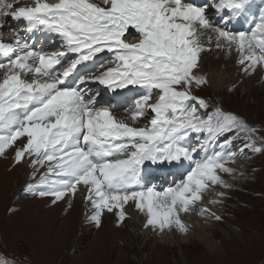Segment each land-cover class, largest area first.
<instances>
[{
    "label": "snow or ice",
    "instance_id": "1",
    "mask_svg": "<svg viewBox=\"0 0 264 264\" xmlns=\"http://www.w3.org/2000/svg\"><path fill=\"white\" fill-rule=\"evenodd\" d=\"M252 8L253 0H0V155L25 138L14 164L32 180L44 169L28 193L53 206L83 194L97 229L113 212L122 226L129 204L158 236L187 235L181 213L222 223L197 204L215 195L209 204L221 205L216 187H232L221 174L236 175L227 165L264 147L245 119L195 94L209 83L197 69L212 51L235 52L245 75L264 69V0ZM44 40L56 49L36 47ZM104 92L115 95L101 105ZM186 165L167 187L150 175Z\"/></svg>",
    "mask_w": 264,
    "mask_h": 264
},
{
    "label": "rangeland",
    "instance_id": "2",
    "mask_svg": "<svg viewBox=\"0 0 264 264\" xmlns=\"http://www.w3.org/2000/svg\"><path fill=\"white\" fill-rule=\"evenodd\" d=\"M204 54L208 56L210 53ZM259 68L255 74L238 76L241 79L234 92L218 93L207 85L195 94L245 119L257 129L253 134L257 146L264 147V76L259 80L256 78ZM147 119L145 117V121ZM24 139L18 140L16 146L22 147ZM242 143V140L236 139L233 150L239 149ZM16 146L0 155V253L7 258L21 264H264V152L254 154L246 151L235 162H240L237 170L235 163L227 166L237 173L246 167L248 175L238 173L232 180L231 190L216 187V192L229 191V195L226 197L223 222L207 224V232L217 243H223L221 246L225 251L214 255L203 242L196 239L156 250L157 245L147 244L143 240L135 241L128 233L117 242L112 240L114 230L118 228L116 219L107 220V223H112L109 225L103 218L107 232L105 239L102 238V254L98 256L96 247L99 241L93 237L101 227L97 229L87 220L89 209L85 208L87 213L79 218L72 216L70 219L65 215V209L70 213L79 212L73 200L53 206L50 198L31 196L26 185L37 183L44 169L37 173L35 180L31 179L30 174L28 181L20 180L22 169L19 166L22 165L14 164ZM173 170L169 168V172ZM172 176L170 174L169 179L165 178L163 182H166L161 186L162 177L156 175L153 182L157 181L159 187H167L172 184ZM224 177L228 179L230 176L224 174ZM197 208H200V203ZM120 227H124V224Z\"/></svg>",
    "mask_w": 264,
    "mask_h": 264
},
{
    "label": "bare ground",
    "instance_id": "3",
    "mask_svg": "<svg viewBox=\"0 0 264 264\" xmlns=\"http://www.w3.org/2000/svg\"><path fill=\"white\" fill-rule=\"evenodd\" d=\"M50 1H54V0H50ZM194 2L196 4H203L205 3V0H194ZM260 5V0H253V8L252 11L256 12L258 7ZM237 28H247V25L245 23H240L236 25ZM8 31L9 28L6 27V34L5 37L7 38L8 35ZM36 47L38 48H43L45 51H52L55 50L57 45L56 44H51L49 43L47 40H44L41 43H38L36 45ZM210 54L207 56H205V54L203 53L200 61H199V68L197 69L198 73L201 75H205L207 76L208 79V85L209 87H211L212 90L218 92V93H228L230 92L229 89L231 87H233L234 85L236 86L237 83L240 81L241 78H238V76L241 77H245L247 75H245L242 71L240 66L238 65L237 62V55L235 52H233L231 54V57L229 58L228 56L225 55L224 52L222 51H212L209 52ZM103 56L110 57V54H101ZM226 57V59H225ZM106 70V68H102L100 69V71H104ZM240 72V75H236L237 72ZM1 73V78L3 77V72L0 71ZM264 69L259 68L258 69V74L257 77L258 80L261 79L264 75ZM255 78V79H256ZM90 87L95 88V85H91ZM245 91V90H244ZM243 91V92H244ZM134 93H129V91H125L122 93V95L125 96L126 99H130L131 96ZM115 95V93H111V92H104V94L100 97H98V100L100 102L101 105H103L104 103L107 104L108 101H106L108 98H112ZM127 105L122 103L120 105V109L118 110V115L123 113V110L125 109ZM143 126V125H140ZM194 142V141H193ZM240 166V162H237L234 164V168L237 170V168H239ZM19 168L22 169L21 171V178L20 180H24V182L28 181V177H29V168L22 165L19 166ZM187 165L185 167V169H180L179 171L174 169L172 172H169V168L168 169H162L161 171H152L150 173L152 179L154 177H156V175L158 177H162V180H160V186L163 185V183H165L166 181L163 182V180L166 178L169 179V175L173 174L172 178L170 179V183H173L174 180H178L179 178H181V172L184 173L186 171ZM4 169V168H3ZM5 170V169H4ZM245 173V175H248V168L245 167V170L243 169L238 171V173ZM236 175L238 176V173L235 172ZM222 178L224 180H226L231 186L233 184H231L234 179L235 176H230L228 179H226L224 177V174H221ZM246 175V176H247ZM168 176V177H167ZM158 179V178H157ZM237 179V178H236ZM235 179V180H236ZM239 180V179H237ZM258 179H256L255 182L258 183ZM155 183V182H154ZM157 183V181H156ZM158 186V185H157ZM159 187V186H158ZM216 191L217 188H216ZM222 192V191H221ZM225 192V196L228 197L229 195V191H223ZM212 199H219V197L215 196V195H205L203 198V204H200V207L202 206H208V207H212L214 211L217 212V214L223 215V211L226 207L227 204V200L228 198L224 199L221 205H217L215 207H213L211 204H209V201ZM73 205L76 207V209H78V214H76V212L72 211L71 213L68 212L67 209H65V212L67 214V217L69 216V218L71 219L72 216L73 217H77L79 218V216L84 215L85 213H87L86 210H88V206L86 205V203L84 202V196L81 193H77L76 198L73 200ZM126 212L128 213V216L130 217L129 219H127L126 221H124V227H118L115 228L114 230V234H113V239L114 241L119 242L125 235L124 234H130L135 241H140L143 240L145 242H147V244L151 243L152 245L155 244L158 247H156V250L159 249V247H164L166 245H171L173 246V244H178L181 245L183 243H188L191 242L193 240H197V241H201L203 242L206 247L208 248L209 251H211V253H213L214 255L222 252L225 248L224 246H221L220 243L216 242L215 240H213L212 236L210 233L207 232V224H214L215 225V221H211V220H205L202 217L199 216L198 212H190L189 214L192 216H187L189 214L187 213H181V219L183 220L184 223H186V225L189 227L190 231L187 235H181L178 231H173L171 233L169 232H165L163 235L158 236L157 234H155L154 232L150 231V230H144L142 225L144 223V216L140 215L138 212H136L133 208V206L131 204L126 205ZM89 212V210H88ZM196 215H193L195 214ZM61 216H63V212L61 214ZM113 218L116 219V214L115 212L113 213H105L104 215V219H106V223L108 222L107 220H112ZM105 224L102 225L101 230L97 232V234L93 237L95 241H99L98 246L96 247L97 249V255L99 256L102 251V243H103V239H105L106 237V230L105 227L107 226ZM109 224V223H107ZM109 225H112V223H110ZM231 225V224H230ZM233 226V225H232ZM118 232V233H115ZM122 231V234L119 235V233ZM234 233V232H233ZM94 235V234H93ZM118 236V237H117ZM242 245V244H241ZM100 246V247H99ZM164 250V248H163ZM225 251V250H224Z\"/></svg>",
    "mask_w": 264,
    "mask_h": 264
},
{
    "label": "trees",
    "instance_id": "4",
    "mask_svg": "<svg viewBox=\"0 0 264 264\" xmlns=\"http://www.w3.org/2000/svg\"><path fill=\"white\" fill-rule=\"evenodd\" d=\"M0 260L6 261V264H21L17 261H14L10 258L5 257L2 253H0Z\"/></svg>",
    "mask_w": 264,
    "mask_h": 264
}]
</instances>
